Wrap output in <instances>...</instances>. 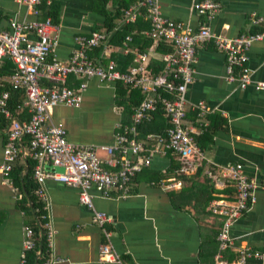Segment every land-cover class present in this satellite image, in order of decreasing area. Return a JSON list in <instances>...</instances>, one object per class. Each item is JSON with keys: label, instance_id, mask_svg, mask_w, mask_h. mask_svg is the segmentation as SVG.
<instances>
[{"label": "crops", "instance_id": "obj_1", "mask_svg": "<svg viewBox=\"0 0 264 264\" xmlns=\"http://www.w3.org/2000/svg\"><path fill=\"white\" fill-rule=\"evenodd\" d=\"M103 1L45 3L46 7L55 4L59 8L57 23L53 21L58 28L52 33L55 40L52 59L67 64L78 47V36L108 32L106 14L96 9L102 8ZM202 1L159 0V3L166 18L195 31L206 21L195 10V4ZM212 1L220 5L219 12L209 22L217 35L235 38L261 30L252 24L251 15H264V0ZM121 3L122 0H108L106 10H114ZM35 19L23 0H0V32L10 31L13 24ZM125 25L123 20L118 30ZM146 31L135 29L128 35L133 38L128 52L125 40L121 43L111 40L108 50L100 46L89 55L102 63L114 59L120 71L132 66L138 51L149 55L150 64L155 59L164 63L168 52H158L157 42L143 49L145 41L150 39ZM137 34L143 37L140 41L135 39ZM113 35L114 32L112 38ZM30 39L35 42L36 38L31 36ZM226 67V54L214 44L198 47L195 81L186 95L187 125L199 128L197 106L205 103L210 111L208 120H212L216 129L209 133V139L205 138V133L196 136L204 158L196 157L189 171L182 173L181 169L174 171L179 156L171 152L154 154L151 165L135 177L130 196L114 193L107 198L93 190L96 209L111 217L105 227L95 223L93 211L81 203L79 189L53 179L46 181V222L52 233L48 258L51 257L54 264H213L223 218L212 212V205L234 201L236 188L226 171L235 164H242L245 174L255 182L256 203L234 221L231 228L234 244L224 252V258L236 264L241 248L264 251V88L257 87L264 83V40L255 42L248 52L251 85L242 88L238 81H228ZM14 72L12 60L8 56L0 58V100L4 94L10 97ZM81 83L86 87L81 93L80 106L59 105L54 110V119L65 126L71 143L79 147L93 146L101 159H106L105 149L115 143L120 125H132V108L139 97L137 92L120 83L95 77L70 76L68 79L72 89H78ZM44 84L52 82L45 80ZM30 116L25 96L13 117L28 121ZM165 125L168 118L164 114L155 116L145 124L139 141L150 146ZM10 126V118L0 111V264H21L25 227L33 218L22 211L21 198L15 191L17 187L7 181L1 169ZM18 148V158L27 170L28 159L32 158L30 138H24ZM48 162L44 163L46 170ZM106 231L119 261L102 257L101 248L109 243Z\"/></svg>", "mask_w": 264, "mask_h": 264}, {"label": "built area", "instance_id": "obj_2", "mask_svg": "<svg viewBox=\"0 0 264 264\" xmlns=\"http://www.w3.org/2000/svg\"><path fill=\"white\" fill-rule=\"evenodd\" d=\"M31 9L36 19L21 24H13L10 31L0 32V58L8 56L15 65L11 77V86L16 90H24L26 105L31 113L28 121L13 117L7 107L8 94L0 100V111L11 120L8 142L5 147L2 172L7 181L13 184L10 173L19 156V143L30 138V156L37 161L34 180L38 185L37 196L44 204L46 211L47 197L44 185L47 180H56L67 186L79 189L80 201L93 211V219L101 227L111 221L106 213L96 209L92 191L97 190L105 197L118 194L128 197L135 177L144 168L151 165L154 154L166 155L173 152L179 155L180 172H188L192 161L204 158L196 136L201 135L208 126L195 128L187 125V91L195 81V65L197 49L205 43H212L226 54L227 79L238 81L242 88L251 85V70L248 67V52L255 42L264 40V15L253 13L251 22L261 28L255 33H244L235 38H226L213 32L209 22L217 15L220 5L212 0H203L195 4L196 12L204 16L206 21L198 29L190 31L182 23L166 18L161 10L159 0H136L125 10V22L137 20L142 11L147 10L150 29L146 35L154 42L164 41L172 50L164 56V67L155 74L150 69L149 55L136 52L132 66L127 71H120L114 59L108 62H96L89 53L92 49L103 46L110 47L113 32H94L90 36H78V47L73 51L69 63L52 59L55 52V40L52 33L57 25L52 17L41 18L42 6L50 5L52 0H23ZM34 36L35 42L30 37ZM131 36L125 39L127 52ZM70 76L78 78H98L101 81L122 83L126 87L141 90L144 98L135 107L132 114V125H120L115 143L107 147V158L101 159L93 146L79 147L67 138L65 126L54 119V110L59 105L79 107L81 93L86 84L81 83L78 89L68 86ZM52 82L45 85L44 81ZM264 88V83L257 85ZM198 118L205 120L210 111L205 103L198 106ZM162 110L169 120L165 134L155 135V145L147 150L138 139L140 127L152 121L154 114ZM201 122V121H200ZM150 152V154H147ZM132 155L134 158H130ZM49 160L53 165L65 168L64 173L49 171L44 163ZM226 175L236 188L234 201L215 202L212 212L223 218L218 236L219 249L215 256V264H232L225 260L224 252L233 244L231 228L235 220L241 218L256 203L255 182L245 174L242 164L231 165ZM14 186V185H13ZM15 188V187H14ZM19 198L18 188H15ZM43 218L46 220L47 216ZM47 240L50 245L52 233L49 224ZM25 242L21 264L26 263L27 253L36 248V237L31 226L25 227ZM109 238V232L106 231ZM102 257L108 261H119L110 242L101 248ZM42 264H54L47 258ZM236 264H264V251L241 248Z\"/></svg>", "mask_w": 264, "mask_h": 264}, {"label": "trees", "instance_id": "obj_3", "mask_svg": "<svg viewBox=\"0 0 264 264\" xmlns=\"http://www.w3.org/2000/svg\"><path fill=\"white\" fill-rule=\"evenodd\" d=\"M107 1L108 0L103 1L102 8L99 9L96 8V9L106 14L108 18L106 22V26L108 27V32H114L112 42L121 43L135 29H138L139 31L142 32L150 29V20L146 18L148 16V11L144 9V11H142V14L137 18L136 21L126 23V25L122 29L118 30V28L120 27V22H123L125 18V10H127L132 4H134L136 0H122L121 6L111 11L106 10ZM46 6H47L46 4L42 6V13H41V17H43L42 19H45L47 17H52L53 21L57 23L58 15H59L58 6L55 4L51 5L50 7H46ZM118 19L120 21L117 22ZM142 38L143 37L140 34H137L135 36V39L137 41H140ZM145 43L146 45L143 47L144 50L146 47L148 48L151 44H153L154 41L152 39H147ZM156 46H157V51L160 53L165 54L172 50L171 46L165 43L164 41H159ZM163 67H164V63L158 59H155L153 63L151 62L150 64V69L155 74H158L163 69ZM10 73L12 74L13 71H11ZM120 84L123 85L122 83ZM124 87L128 90L137 92V95L139 97L138 101L135 102V105L132 108V114H133L135 107H137L142 102L144 95L141 90L133 89L126 86ZM10 92L11 95L7 102V107L14 116L16 115L17 108L21 104L22 99L25 97V92L22 89L16 90L13 89L12 87H10ZM162 114H164V112L162 110H159L154 114V117ZM154 117L152 120H154ZM200 121L198 122L199 126L204 125L206 122L208 123V126L205 127L203 133L206 134L205 138L209 139L208 138L210 135L209 133L213 132L212 130H215L216 126L214 125L212 120H210L211 121L210 123L208 117L205 120H200ZM5 122L7 123L8 121L5 120ZM144 126L145 124L138 127V130L140 132L138 136L139 140H142L140 139V137H142ZM168 127H169V120H168V125H165L159 134L162 135L165 134ZM154 145H155V141L150 143V146L145 145V147L147 148V150H150L154 147ZM201 150L203 151V149ZM147 154H150V152H148ZM174 154L176 156H179L176 153ZM179 161L180 159L178 160V165L176 164V166H174V171L181 169L180 168L181 162L179 163ZM36 165H37V161L34 158H30L28 159V169L26 170L25 169L26 165L23 164L19 158H17L15 163L13 164V169L10 173V177L13 180L14 186L18 188L19 194H21L22 196L21 200L19 201L22 211L25 212L26 215L31 216L33 218V221L29 226L33 228L35 237L37 239L36 248L27 253L25 264H42L49 257V242L47 240L48 230L44 227L46 220L43 218V216L46 215V211H44V204L40 201L39 197L36 194L38 185L34 180V172ZM215 262L216 261L214 260L213 264H215Z\"/></svg>", "mask_w": 264, "mask_h": 264}, {"label": "water", "instance_id": "obj_4", "mask_svg": "<svg viewBox=\"0 0 264 264\" xmlns=\"http://www.w3.org/2000/svg\"><path fill=\"white\" fill-rule=\"evenodd\" d=\"M46 168L49 171H54V172H59V173H64L65 172V168L55 166L51 162H48V164L46 165Z\"/></svg>", "mask_w": 264, "mask_h": 264}]
</instances>
